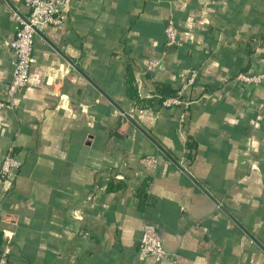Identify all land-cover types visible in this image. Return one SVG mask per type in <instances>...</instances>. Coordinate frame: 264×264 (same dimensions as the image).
Returning a JSON list of instances; mask_svg holds the SVG:
<instances>
[{
  "label": "crops",
  "instance_id": "obj_1",
  "mask_svg": "<svg viewBox=\"0 0 264 264\" xmlns=\"http://www.w3.org/2000/svg\"><path fill=\"white\" fill-rule=\"evenodd\" d=\"M67 4L63 24L37 32L28 84L0 110V169L11 147L21 163L0 177L8 264H138L147 222L168 256L142 264H264V82L232 80L264 69V0ZM14 13L28 14L24 0H0V99ZM170 20L181 39L172 51ZM151 61L158 68L143 72ZM128 62L147 97L199 70L182 129L174 108L130 114ZM147 155L159 164L143 166ZM111 180L122 186L107 189Z\"/></svg>",
  "mask_w": 264,
  "mask_h": 264
},
{
  "label": "built area",
  "instance_id": "obj_2",
  "mask_svg": "<svg viewBox=\"0 0 264 264\" xmlns=\"http://www.w3.org/2000/svg\"><path fill=\"white\" fill-rule=\"evenodd\" d=\"M28 9L25 16L14 13L19 27L16 36L6 41V45L13 51V77L5 89L4 97L0 99V110L12 106V99L28 84L34 57V42L37 32L46 26L61 25L65 22L67 12V0H24ZM166 44L168 46H180L178 26L175 20H170L165 27ZM158 61H151L142 67L143 72H150L158 68ZM199 76L198 69H191L186 80L178 86L175 93L166 97L163 106L174 108L179 111L178 122L182 129L189 120V109L196 98L190 92V88L196 84ZM232 80L241 85L261 84L264 82V69L259 71H239ZM138 108L133 107L130 114H135ZM131 116V115H130ZM159 159L155 155H147L142 158L143 166H157ZM20 160L16 157L14 148L11 147L4 155L0 177L7 178L12 170L20 167ZM140 174L139 171L136 173ZM93 195L90 194L86 202H90ZM168 256L162 235L158 227L152 223H145L143 226L140 246L137 253L138 264H142L152 257L157 262ZM9 257L0 242V264H8Z\"/></svg>",
  "mask_w": 264,
  "mask_h": 264
},
{
  "label": "trees",
  "instance_id": "obj_3",
  "mask_svg": "<svg viewBox=\"0 0 264 264\" xmlns=\"http://www.w3.org/2000/svg\"><path fill=\"white\" fill-rule=\"evenodd\" d=\"M164 46H165V49H167L168 51H170V49L172 51V48H171L172 46H168L166 44V41L164 43ZM125 84H126V88H125L126 96L134 103V105L138 109H145V108L159 109L160 107H164L163 101L165 100V98L174 94L176 91V89L171 88L169 85L159 82L157 84V92H155L151 97L142 95L138 88V83H137L136 76H135V67L133 63L131 62H128L126 66ZM187 145L193 151V149H195L196 147V142L193 138L190 137L188 138ZM188 156H190V158L193 157L191 153H188ZM150 179L151 177L147 176V178L144 180V182L142 183L140 187L139 194L140 196H142L141 197L142 202L145 201L146 194H147V187H148V183ZM121 186H122L121 182L115 183L114 180H111L108 184L107 189L115 188V187L119 188ZM0 242H1V238H0Z\"/></svg>",
  "mask_w": 264,
  "mask_h": 264
},
{
  "label": "water",
  "instance_id": "obj_4",
  "mask_svg": "<svg viewBox=\"0 0 264 264\" xmlns=\"http://www.w3.org/2000/svg\"><path fill=\"white\" fill-rule=\"evenodd\" d=\"M12 72H13V69H12ZM12 77H13V74L11 73V79H12ZM220 206H221V208L225 209V207L223 205H220Z\"/></svg>",
  "mask_w": 264,
  "mask_h": 264
}]
</instances>
